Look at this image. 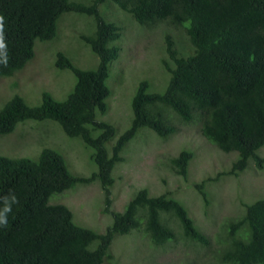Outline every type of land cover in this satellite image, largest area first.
<instances>
[{"label": "trees", "instance_id": "obj_1", "mask_svg": "<svg viewBox=\"0 0 264 264\" xmlns=\"http://www.w3.org/2000/svg\"><path fill=\"white\" fill-rule=\"evenodd\" d=\"M103 9H109L106 16ZM70 13L95 22L94 32L82 39L98 65L84 70L57 53L55 66L74 74L73 89L63 100L44 92L36 106L12 97L0 109V136L14 133L21 123L52 121L47 123L93 151L97 170L88 178L72 174L64 156L51 148L37 159L0 155V197L11 191L19 198L7 226L0 227V264H117L114 241L136 231L155 250L183 240L209 249V237L172 191L141 189L122 212L114 210V173L127 163L124 151L143 130L168 140L178 132L177 122L200 123L208 142L237 154L232 168L217 179L239 177L251 160L264 170L258 154L264 147V0H0V79L23 70L37 42L54 41L60 19ZM127 17L141 33L165 28L157 64L167 82L161 91H153L148 79L138 84L128 127L117 137L100 115L110 111L108 80L120 57L116 43ZM178 31L187 37L188 51L177 47ZM194 160L193 150L182 149L167 166L186 184ZM208 177L191 184L205 206L210 204L206 187L213 181ZM97 181L105 196L103 214L112 219L103 232L75 223L61 196ZM245 208L242 217L223 225L218 264H264V198Z\"/></svg>", "mask_w": 264, "mask_h": 264}, {"label": "rangeland", "instance_id": "obj_2", "mask_svg": "<svg viewBox=\"0 0 264 264\" xmlns=\"http://www.w3.org/2000/svg\"><path fill=\"white\" fill-rule=\"evenodd\" d=\"M108 11L109 9L102 10L104 13ZM123 19L124 16H121V20ZM126 22L123 36L116 43V46L122 47L120 57L111 65L108 80L112 90V96L108 100L110 111L106 116L100 115L101 120L116 128L117 137L128 127L127 121L132 116V98L140 81L150 80L153 91H161L167 82L164 73L158 72L157 64L162 52L165 28L160 25L152 31L141 33L129 17ZM58 25V37L54 41L37 42L34 58L22 71L0 79V109L17 95L24 98L30 106L39 105L44 92H50L57 100L65 99L76 79L72 72L61 71L55 66L59 52H64L81 69L98 65L99 59L82 39L83 35L94 32L96 24L93 19L70 13L63 15ZM176 41L179 49H190L188 39L182 31L176 32ZM47 122L52 121L33 124L37 129L29 123H21L13 134L0 136V155L37 159L44 148H51L64 156L72 174L90 177L97 170L91 158L93 151L86 148L81 140L66 136L59 125ZM176 125L178 132L168 140L157 138L158 136L145 129L127 146L124 155H128V161L120 165L115 174L113 209L122 212L141 189H148L153 193L157 191V194L165 191L169 194L172 191L178 199L185 202L192 218L209 237L211 245L209 249L201 248L183 240L176 246L159 247L155 250L150 247L147 236L136 231L119 236L114 241L111 253L117 264H218L217 255L222 250L220 239H224L225 221H235L242 217L245 205L264 198V170H259L252 163L239 177L217 179L218 174L231 168L237 160V154H226L208 142L202 136L201 124L198 122L190 125L177 122ZM182 149L193 150L195 154L190 180L186 184L167 166L169 159L177 156ZM258 154L264 156V147ZM206 176L213 178L206 187L210 194L209 206H205L203 199L191 185ZM163 179L168 185L164 184ZM61 196L62 202L72 209L75 223L99 232L106 231L110 225H107V218L112 219L103 214L105 196L98 181L88 186H78Z\"/></svg>", "mask_w": 264, "mask_h": 264}, {"label": "clouds", "instance_id": "obj_3", "mask_svg": "<svg viewBox=\"0 0 264 264\" xmlns=\"http://www.w3.org/2000/svg\"><path fill=\"white\" fill-rule=\"evenodd\" d=\"M22 71V70H21ZM65 71H70V70H65ZM71 72V71H70ZM141 82V81H140ZM137 89V88H136ZM136 92V91H135ZM135 94V93H134ZM132 100H133V98H132ZM131 104H132V102H131ZM16 131H17V129H16ZM13 134V133H12ZM10 135V134H9ZM192 151V150H191ZM261 156V155H260ZM261 157H263L264 158V156H261ZM237 159H238V156H237ZM235 161H237V160H235ZM234 161V162H235ZM233 162V163H234ZM251 162L252 163H255L254 162V160H251ZM251 163V164H252ZM233 165V164H232ZM251 167V166H250ZM249 167V168H250ZM231 168H232V166H231ZM248 168V169H249ZM247 169V170H248ZM117 170V169H116ZM246 170V171H247ZM260 170V169H259ZM245 171V172H246ZM244 173V172H243ZM242 173V174H243ZM115 174H116V171H115V173H114V178H115ZM115 180H116V178H115ZM116 184V183H115ZM115 187V186H114ZM140 191V190H139ZM138 191V192H139ZM138 192H137V194H138ZM131 201V200H130ZM256 202V201H255ZM19 203V198L13 193V192H9V194L8 195H6V196H3V197H0V227H6L7 226V223H8V216H9V214L12 212V209H13V205H15V204H18ZM253 204V203H252Z\"/></svg>", "mask_w": 264, "mask_h": 264}]
</instances>
